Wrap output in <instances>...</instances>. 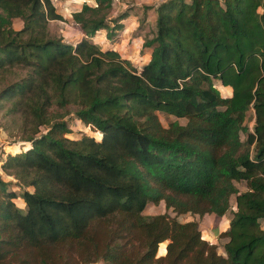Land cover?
Returning <instances> with one entry per match:
<instances>
[{
  "label": "trees",
  "instance_id": "1",
  "mask_svg": "<svg viewBox=\"0 0 264 264\" xmlns=\"http://www.w3.org/2000/svg\"><path fill=\"white\" fill-rule=\"evenodd\" d=\"M71 2L74 41L49 33L51 0H0V104L21 139L0 156V264H264V0H159L142 64L113 47L126 2ZM68 105L91 133L67 136ZM231 195L219 253L177 216H221ZM159 201L174 215L142 214Z\"/></svg>",
  "mask_w": 264,
  "mask_h": 264
},
{
  "label": "rangeland",
  "instance_id": "2",
  "mask_svg": "<svg viewBox=\"0 0 264 264\" xmlns=\"http://www.w3.org/2000/svg\"><path fill=\"white\" fill-rule=\"evenodd\" d=\"M52 3L54 4L55 8L57 11H59L62 15H63V19H50L48 20L47 23V28L48 31L51 35H56V36H61L63 37V35H68V32L71 31L72 29H75L77 27V25L73 22L70 14L72 13V9L69 6H65L64 0H51ZM72 1V0H71ZM88 2H91V4L94 3V0H85ZM120 1H124L129 5H126L124 7H122L120 10L125 9V10H132V6L137 5V4H150V2L152 3L154 0H137L136 3L134 2L135 0H120ZM158 1V0H156ZM149 2V3H148ZM122 6V4H120V6L118 8H120ZM118 8L116 7H112L110 10V14L115 15L118 11ZM117 9V10H116ZM142 18V27H146L148 26V17L144 16L141 17ZM15 26H21V21L19 20H14ZM139 24V22H138ZM140 29H132L131 31V35H133V32H136ZM119 30L116 32V36H119ZM144 34H151V31H149V29H147L145 32H143ZM153 33V32H152ZM134 36V35H133ZM131 37V36H130ZM65 40H69L68 37H63ZM110 42V40H109ZM134 45L132 43H130V41L125 42L124 41V45H121V52L126 53L124 50H126V48L129 46V48ZM9 76L6 75V78H4L3 80H1L0 82V86L3 82H5L8 79ZM9 106V103L7 102H3L0 104V156H2V153H4L5 150H8L9 148L12 149L15 145L19 144V141H21V139L19 138V130H18V126H17V121H13L12 119V115H10L7 112V108ZM67 110L69 111V113L67 115H65V119L67 121L68 127L70 128V131L67 133L68 137L74 138V137H78L80 136L81 133H91V131L83 124V122L78 121L77 118L74 116L72 110H73V106L72 105H68ZM249 110L247 111V118H246V124L248 126V128L251 127L250 124V113H248ZM156 115L160 121V123L165 126L167 125V123L171 120H177L179 123H183L185 121V118L183 117H175L173 115H168L166 113L163 112H156ZM93 133V132H92ZM94 135H96V133H93ZM97 136V135H96ZM241 136L243 137V135L241 134ZM7 145H9V147H7ZM22 143H20L19 147H21ZM24 145V144H23ZM13 187V183L14 181H10ZM9 182V183H10ZM235 185L239 190H243L245 189V185L243 181H235ZM9 187H11V185L9 184ZM16 193H19V190L17 189V187L14 188ZM22 190V189H21ZM15 202L17 203L18 206H22V201L20 198H15ZM229 204H230V208L221 216H219V218L221 219V221L223 223H225L227 220H229L230 216H231V211L233 208V195L230 196L229 199ZM161 212H166L167 214H169L170 216L174 215V212H172L169 208L166 209L164 207V204L162 201H159L157 203H147L144 207V209L142 210V214L144 215H151V214H155V213H161ZM205 215H203L202 217H204ZM179 219H183V220H187V219H193L197 222V226L199 228H203V224H206V219L202 220V217L197 215V214H189V215H184L182 216V214L178 215ZM206 218V217H205ZM259 224L261 226V228L264 229V219L260 218L259 219ZM211 242L216 244V250L217 252L221 253L222 252V248L221 245L223 243V239L220 237V234H216L214 237H212ZM165 244H162L160 246V250L159 253H163L165 250ZM95 264H104V262L100 259H98Z\"/></svg>",
  "mask_w": 264,
  "mask_h": 264
},
{
  "label": "crops",
  "instance_id": "3",
  "mask_svg": "<svg viewBox=\"0 0 264 264\" xmlns=\"http://www.w3.org/2000/svg\"><path fill=\"white\" fill-rule=\"evenodd\" d=\"M136 1L137 0H135L134 2L136 3ZM143 1H145V0H143ZM158 1L154 0L152 3L150 2V4H137L136 3L137 5L132 6L131 11L128 10V12H127L128 16L126 17V20H125L126 24L122 30H119L120 31L119 37L113 41V47L116 48L120 52L122 57L127 58L133 62L137 61L138 64H142L148 60L150 49L141 47V43L145 37H150L152 35V32L154 31V20H155L154 5ZM64 3H65V6H69L72 9V11H74V10L78 9V5L80 2L74 3V2H71V0H64ZM127 5H129V4H127ZM122 7L123 6L118 8V11ZM122 10H124V9H122ZM122 10H120V11H122ZM70 16H71V14H70ZM140 16L141 17H144V16L148 17V26H146V27L141 26L142 25V18H140ZM14 20H19V21H21V20L19 18H13L12 19V26L14 28H19L20 26H15ZM138 22H139V24H138ZM21 24H22V22H21ZM134 28L135 29L137 28L140 30L133 32V35H134L133 36L130 33H131L132 29H134ZM147 29H149V31H151V34H146V33L144 34L143 33ZM63 36L68 37L69 41H74L75 39H78L79 37L82 36V32L79 30L78 27H76L75 29H72L71 31H69L68 35H63ZM92 39L94 41L101 42L104 44L107 43V41L105 43L106 37H105L103 32H99L94 37H92ZM124 41L125 42L130 41V43L134 44L130 48L128 46L126 48V50L123 49V51H125L126 53H123V52H121L122 50H120L121 45L122 46L124 45ZM227 87L228 86H225V87H222L221 89L223 91H226V93L229 94L230 88H227ZM248 113H250V124L252 125V123H253V112L251 109H249ZM240 181H242V180H240ZM184 215H189V214L188 213L182 214V216H184ZM203 215H205V216L202 217ZM203 215H201V217H202V220L206 219V224H203V228H199V227L198 228L204 233V236L211 241L212 237H214L216 234L219 235L223 230H225V228L227 227L228 220L225 223H223L221 221V219L219 218V216L213 215L211 213H205ZM177 219H179L178 216H177ZM179 220L182 221L183 219H179ZM187 220H189V219H187ZM220 237L223 239V242L226 240V238L224 236H220Z\"/></svg>",
  "mask_w": 264,
  "mask_h": 264
}]
</instances>
